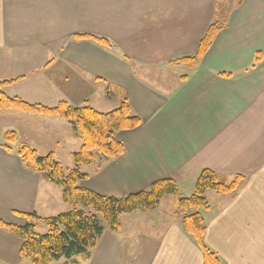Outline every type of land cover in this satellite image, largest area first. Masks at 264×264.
I'll list each match as a JSON object with an SVG mask.
<instances>
[{"label": "crops", "instance_id": "1", "mask_svg": "<svg viewBox=\"0 0 264 264\" xmlns=\"http://www.w3.org/2000/svg\"><path fill=\"white\" fill-rule=\"evenodd\" d=\"M213 3L0 0V82L12 80L3 88L8 96L48 107L88 103L108 112L126 99L141 123L115 134L119 157L79 166L88 190L120 196L170 179L178 193L193 190L203 169L225 182L242 176L229 195L206 193L204 242L220 264H264V0H243L197 68L170 63L196 51ZM76 34L107 38L115 50ZM256 54L261 61L254 64ZM7 130L18 136L10 150ZM19 145L52 153L68 171L81 140L64 119L0 111V219L21 226V213L45 218L69 210L59 186L25 167ZM174 212L161 201L123 214L120 231L105 229L91 254L70 264H203ZM20 245L0 228V264H32L20 256Z\"/></svg>", "mask_w": 264, "mask_h": 264}, {"label": "trees", "instance_id": "2", "mask_svg": "<svg viewBox=\"0 0 264 264\" xmlns=\"http://www.w3.org/2000/svg\"><path fill=\"white\" fill-rule=\"evenodd\" d=\"M242 2L243 0H215L213 17L205 28L196 51L191 55L176 58L170 63L186 66L191 70L197 68L217 33L226 27L232 10L239 7ZM73 39L90 40L102 47L115 50V46L101 36L76 34ZM118 53L123 60L131 62L125 54ZM260 61V54H256L254 64ZM182 79L184 80L185 76H182ZM10 82L12 80L0 82V110L11 109L32 115L64 119L71 124L81 140L80 148L71 154L73 167L68 171H65L52 153L39 155L35 149L27 145L18 146L16 153L25 167L59 186L63 202L71 207L67 211L45 218L34 212L21 213L19 215L25 220L21 226L0 219V228L21 240L19 253L22 258L32 264H51L61 257L89 256L105 229L120 231L121 215L133 211L152 210L164 197L177 194V184L170 179L155 181L144 190L120 196H105L81 186V181L87 179L88 174L82 172L79 166L92 163L95 154L106 160L119 157L123 152V146L117 141L115 134L121 130L134 129L141 123V119L133 113L124 97L116 108L108 112H99L88 103L77 107L66 102H58L48 107L8 96L3 88ZM107 96L110 97L108 91ZM3 138L7 150H10L9 145L18 142L17 133L12 130L5 131ZM242 180L243 177L237 175L225 182L214 171L203 169L196 177L193 193L177 199L174 213L181 216L183 231L200 248L203 264H220L217 255L204 242L206 224L201 211L209 208L205 195L208 191H213L217 195H229L237 190ZM82 208L90 209V212H85ZM37 222L46 226L45 233L36 231Z\"/></svg>", "mask_w": 264, "mask_h": 264}, {"label": "rangeland", "instance_id": "3", "mask_svg": "<svg viewBox=\"0 0 264 264\" xmlns=\"http://www.w3.org/2000/svg\"><path fill=\"white\" fill-rule=\"evenodd\" d=\"M186 0H184V2H185ZM253 1H255V0H253ZM214 3H215V0H214ZM214 3H213V8H214ZM241 6V5H240ZM239 6V7H240ZM185 13L184 14H186L187 13V11H188V9H189V6L188 5H186L185 7ZM238 8V7H237ZM237 8H235V9H237ZM235 9H233L232 10V12L235 10ZM249 9V8H248ZM231 12V13H232ZM245 12H247L246 11V9H244L241 13H245ZM240 14V13H239ZM231 15V14H230ZM230 15H229V17H230ZM212 17H213V11H212V16H211V18H210V20H209V22L211 21V19H212ZM228 20H229V18H228ZM209 22H208V24H209ZM228 23V22H227ZM207 24V25H208ZM207 27V26H206ZM5 110H11V109H5ZM0 111H2V110H0ZM17 111V110H16ZM21 112V111H20ZM98 158H102L99 154H95V159H98ZM191 191H193V190H188L187 188H182V189H180V191L176 194V195H168L167 197H164L163 199H162V202H167V203H169V206H170V204L172 205V207H173V209L176 207V202H177V199L179 198V197H186V196H189L190 195V193H191ZM168 197H172V199H170V198H168ZM163 206H166V203H164V204H162ZM85 212H90L89 210L90 209H87V208H82ZM36 231L38 232V233H45L46 231H47V228H46V226L45 225H42V224H39L38 225V227H37V229H36ZM76 256H83V255H74V256H72V257H70V258H66V257H61V258H59V259H56V260H54L51 264H63V263H65V262H67V263H71L73 260H74V258H76Z\"/></svg>", "mask_w": 264, "mask_h": 264}]
</instances>
